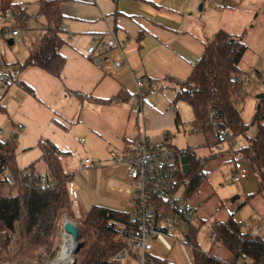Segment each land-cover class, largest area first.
Wrapping results in <instances>:
<instances>
[{
  "label": "crops",
  "instance_id": "0c3cea01",
  "mask_svg": "<svg viewBox=\"0 0 264 264\" xmlns=\"http://www.w3.org/2000/svg\"><path fill=\"white\" fill-rule=\"evenodd\" d=\"M13 1L29 16L27 3L35 4L32 15L39 13V0ZM258 7H264V0H60L64 29L60 53L65 60L61 77L37 67H26L21 69L15 83L2 90L4 97L7 95L13 101L12 106L6 104L5 107L8 118L10 113L21 129L16 133L17 140H21L20 147L24 149L33 143L37 146L40 139H49L60 150L71 153L63 163L70 176L82 174L93 185L97 180L105 186L121 182L124 188L112 187L110 192H116L123 199L116 200L103 189L96 194L93 203L124 211L122 207L129 202L127 171L123 165L112 161L110 153L132 155L140 133L152 142H167L177 149L172 145L174 139H171L170 130L177 127L176 131L181 132L186 104L175 100L177 82L188 78L203 54V42L214 35L210 37L208 32L210 17L223 18L238 12L255 16ZM25 27L28 32L23 38L20 30L17 36H12L10 29L0 23V39L7 38L6 42L12 39L13 44L16 39L30 42L39 38L43 31L42 26L34 31L28 24ZM110 39L116 44L105 46ZM91 46L95 47V52L89 54ZM26 55L27 52L20 62H7L2 56L4 60L1 59L0 64L21 65ZM117 59L123 65L113 68V61ZM137 80L143 83L141 94L136 87ZM71 92L95 100H82ZM144 92L146 95L142 96ZM117 95L122 99L118 103L95 102ZM177 117L181 127L176 126ZM182 131L185 148L190 147L201 156L208 154L197 152L205 147L200 133L192 129ZM84 159H89L90 163L84 164ZM223 163L229 165L230 175L239 166L248 168L247 176L241 181L245 196L257 190V179L249 181L250 168L244 162L220 154L206 164V176ZM206 176L189 197L195 208L194 218L205 222L209 218L212 224L225 221L236 209L234 212L229 206L227 209L220 206ZM65 214V221L76 219ZM249 228L258 229L257 234L264 239V227ZM205 242L210 246L204 250L200 248L202 251L223 263L230 262L232 255L226 248L210 242L208 235ZM158 246L170 263H175L173 259L179 262L175 264H188L192 260L191 250L179 245L174 244V248L180 252V255L177 252L180 257L174 255L173 258H167L171 251L161 244Z\"/></svg>",
  "mask_w": 264,
  "mask_h": 264
},
{
  "label": "trees",
  "instance_id": "16d2710c",
  "mask_svg": "<svg viewBox=\"0 0 264 264\" xmlns=\"http://www.w3.org/2000/svg\"><path fill=\"white\" fill-rule=\"evenodd\" d=\"M38 4L43 31L39 38L28 42L27 55L19 66L21 69L37 67L60 78L65 64L60 53L64 43L60 0H39ZM6 8L22 9L13 0H0V11ZM16 25L26 26L20 20ZM203 47V54L193 65L188 78L177 82L175 100L190 107L192 119L189 124L193 132L202 135L208 154L198 155L190 147L174 149L178 155L188 158L189 165L188 173L181 170L177 173V185H184V197L189 199L206 176V164L219 155L217 148L244 136L247 143L238 149L239 158L257 177V190L249 194L248 199L256 195L264 197V94L252 117V124L256 126L254 136H247L248 125L233 102L235 96L242 97L243 83L234 78L243 73L238 64L247 47L240 36L234 37L223 29L206 39ZM23 87L30 91L27 86ZM71 94L82 100H95L77 92ZM4 95L0 90V113H6ZM145 95L146 92L142 96ZM121 100L117 95L95 102L112 104ZM178 123L177 117L176 126ZM37 146L41 152L40 161L45 166L44 172H40L34 162L24 168L18 167L17 139L12 136L0 140V171L13 176V181H0V264L18 260L41 264L51 260L55 256L53 234L57 219L71 210L66 185L70 173L63 165L71 153L60 150L49 139H40ZM24 170H29V174L23 175ZM80 223L88 230V241L80 249L81 257L77 264L119 263L111 258L127 245L125 238L131 226L130 212L92 205ZM204 223L193 217L184 224V232L193 247L191 264H264V239L258 234L252 235V229L245 228L233 213L217 226L213 225L217 233L216 242L232 255L229 263H223L200 249L196 237ZM168 229L165 228L167 232ZM14 244L15 252L12 251Z\"/></svg>",
  "mask_w": 264,
  "mask_h": 264
},
{
  "label": "rangeland",
  "instance_id": "374dc122",
  "mask_svg": "<svg viewBox=\"0 0 264 264\" xmlns=\"http://www.w3.org/2000/svg\"><path fill=\"white\" fill-rule=\"evenodd\" d=\"M26 7L28 8V12L30 17L32 15L31 11L35 9V4L27 3ZM30 22L28 26L31 31H34L36 28L40 27L43 23V19L40 18L39 20H34L30 18ZM209 34L210 37L215 34L220 29L227 31L232 36L236 37L240 36L244 44L246 45L247 49L243 54L238 66L242 70L243 73H255L256 78L250 80L249 82L242 84V97L235 96L233 98L234 105L241 111V116L245 124L248 125L247 136H254L256 133V126L252 124V117L254 115L255 106L258 104L260 99V95L264 94V7H258L257 15L255 16H248L247 14L241 13H232L226 14L223 18H216L210 17L209 21ZM219 28V29H218ZM21 36L23 37L28 32V27L26 28H19ZM24 38V37H23ZM7 38L0 39V53L1 57L7 62H20L23 58V55L27 52V45L28 41L22 39L18 41L15 40L13 45H8L6 42ZM2 58V60H4ZM242 73V74H243ZM22 86V84H21ZM23 87V86H22ZM7 96V95H6ZM4 97L5 105L8 104L12 106V99ZM7 99V100H6ZM6 100V101H5ZM185 110H183V118L185 119V123L181 126L182 130H191L192 128L189 126V121L192 119V111L187 104H184ZM41 113H37L40 115ZM43 116V115H42ZM18 121L12 117L9 113V118L7 113H0V140H6L16 133H20L17 127ZM177 127H174L171 131V139H174L173 146L176 147L178 150H182L186 146L185 136L184 133L177 132ZM43 138V137H42ZM46 138V137H45ZM19 146L17 145V166L20 168H24L28 166L31 162L35 163L36 168L40 172H44L45 166L43 162L40 161V151L35 143L33 145H26V148L22 149L20 147L21 140L18 139ZM156 142V141H155ZM158 143V141L156 142ZM228 144L225 142L216 150L220 155L234 158L236 161L240 160V155L238 149L241 146H244L247 143V139L244 136H238L235 138L233 144ZM215 150V151H216ZM199 154L207 153L208 148L204 147L198 149L197 151ZM186 159V156L183 154L179 155V167L180 170L183 172V161ZM241 163H243L241 161ZM248 167L249 165L244 162ZM229 165L221 164L217 169L213 171H209L207 174V181L208 185L212 187L214 192V197L220 200V206L227 209H232L234 213V218L237 221H240L244 224L245 228H256V226L264 227V197L261 196H253L248 199L247 196L244 195L242 191L241 183L242 182H232L231 175L229 174ZM250 168V167H249ZM77 174V176H76ZM73 173L68 180H67V190L69 193V198L71 201V210L69 215L71 219L80 229L81 235V242L82 246H84L88 241V230L80 223L84 216V214L91 208L93 200L96 198V194H98L101 190L105 189L110 192V189L113 187L114 189L124 188L125 185L121 182H110L108 185H104L102 182L97 180V183L88 182V178L84 175H80L78 173ZM75 176V179H74ZM250 180L253 181L254 178L257 179L256 174L250 169ZM112 197L116 200L123 199L121 195L117 194L116 192H110ZM238 196L234 201L233 198ZM98 205V204H94ZM227 207V208H226ZM122 210L131 212V205L128 202L127 205L122 207ZM230 212V211H229ZM66 214H61L57 219L56 229L53 234V250L55 251V256L45 263L41 264H51L57 257L58 253L60 252V247L62 244V231H63V223L66 225L65 216ZM218 222L220 218H217ZM212 219H207V221L200 227L199 232L197 234L196 240L201 249H208L209 244L205 242V238L209 233V229L211 228ZM185 228L184 224L180 227H171L168 229V234L172 235L177 240H183L185 236ZM178 245V244H177ZM174 248V245H173ZM12 251H16V245L12 246ZM177 248L173 249V251L167 254V258H173L174 255L180 257V252L177 254ZM81 257L80 250L77 252V260ZM21 262L22 260H18ZM15 261V262H18ZM27 261V260H23ZM173 261L176 263L178 260ZM31 264H35L32 261H27ZM78 262V261H77ZM173 263V262H172ZM174 263V264H175ZM179 263V262H178ZM77 264V263H76ZM115 264H139L137 259L134 257L133 254L119 263Z\"/></svg>",
  "mask_w": 264,
  "mask_h": 264
},
{
  "label": "built area",
  "instance_id": "2783aa9c",
  "mask_svg": "<svg viewBox=\"0 0 264 264\" xmlns=\"http://www.w3.org/2000/svg\"><path fill=\"white\" fill-rule=\"evenodd\" d=\"M39 17V13L30 17L22 9L6 8L0 11V23L10 29L12 36L18 35L17 20L27 25L30 18L35 20ZM115 44L114 39H110L105 43V46L112 47ZM94 52L95 47L88 48L89 54ZM121 65H123L121 60L113 61V68ZM20 72L19 65L7 66L1 63L0 90H4L15 83ZM255 78V73H243L234 80L240 79L242 83H246ZM136 87L141 94L140 90L143 88L141 80L136 81ZM110 157L116 165H123L126 168V193L132 209L130 212L131 226L125 238L127 245L116 252L111 259L115 262H122L130 254H133L139 264H174L167 261L162 248L158 245L161 244V247L163 246L169 251L173 250L174 244H178L183 249L192 250L193 247L186 234L183 240H177L169 235L165 228L180 227L187 220H191L195 212L190 200L184 197V185L182 183L177 185V173L180 170L179 155L170 143H155L150 141L144 133H140L135 139L132 155H117L111 152ZM83 163H90V160L84 159ZM28 174L29 170L23 171V175ZM247 174L248 168L239 166L231 173V181L241 182ZM6 179L13 181V176L2 174L0 171V181ZM41 180L42 182L45 181L43 175ZM213 225L217 226L218 223ZM257 232L258 229L252 231V235H256ZM216 238L217 233L212 226L209 230L208 240L215 243ZM191 263L192 260L190 259L188 264ZM8 264L31 263L22 260Z\"/></svg>",
  "mask_w": 264,
  "mask_h": 264
},
{
  "label": "bare ground",
  "instance_id": "6f19581e",
  "mask_svg": "<svg viewBox=\"0 0 264 264\" xmlns=\"http://www.w3.org/2000/svg\"><path fill=\"white\" fill-rule=\"evenodd\" d=\"M64 224V223H63ZM78 226L72 221L67 219L65 228L62 231V244L60 252L56 259L51 264H74V259L77 257V246L81 242V237H77L68 231V225Z\"/></svg>",
  "mask_w": 264,
  "mask_h": 264
},
{
  "label": "water",
  "instance_id": "95a60500",
  "mask_svg": "<svg viewBox=\"0 0 264 264\" xmlns=\"http://www.w3.org/2000/svg\"><path fill=\"white\" fill-rule=\"evenodd\" d=\"M7 43H8V45H12L13 44V40L12 39H9L8 41H7ZM262 95H260L259 97H261ZM13 139H17V135L15 134L14 136H13ZM183 173L184 174H186V173H188V171H189V165H188V158L186 157V159L183 161ZM237 198V196L235 197V198H233L232 199V201H234L235 199ZM69 218V217H68ZM71 220V219H70ZM63 228H65V225L63 224ZM68 231L71 233V234H74L75 236H77V237H81V235H80V229L79 228H77L76 226H74V225H72V224H70V225H68ZM83 246H82V242H80L79 244H78V246H77V249H76V252H78L81 248H82ZM77 257H75V259H74V264H76L77 263Z\"/></svg>",
  "mask_w": 264,
  "mask_h": 264
}]
</instances>
